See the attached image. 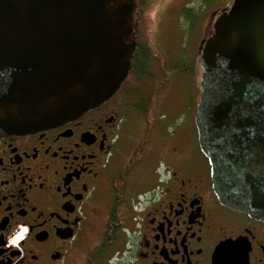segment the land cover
<instances>
[{
  "label": "flooded vegetation",
  "instance_id": "obj_1",
  "mask_svg": "<svg viewBox=\"0 0 264 264\" xmlns=\"http://www.w3.org/2000/svg\"><path fill=\"white\" fill-rule=\"evenodd\" d=\"M231 2L223 0L220 12ZM190 4H177L180 17L201 5ZM220 12L210 14L200 41ZM155 39L145 66L137 49L147 48L137 42L127 78L100 105L53 127L0 135V264H264V221L214 192L198 102L175 115L158 112L169 77L160 62V75L153 71L161 54ZM197 58L189 63L182 50L177 64L194 78L202 73ZM159 120L163 133L152 146ZM139 125L143 137L132 147ZM142 165L144 184L134 181ZM20 224L29 231L17 248L7 241ZM220 246L231 247L219 254Z\"/></svg>",
  "mask_w": 264,
  "mask_h": 264
},
{
  "label": "water",
  "instance_id": "obj_2",
  "mask_svg": "<svg viewBox=\"0 0 264 264\" xmlns=\"http://www.w3.org/2000/svg\"><path fill=\"white\" fill-rule=\"evenodd\" d=\"M138 23L137 0H0V135L109 99L132 67ZM211 27L198 55L200 149L220 202L264 221V0H232Z\"/></svg>",
  "mask_w": 264,
  "mask_h": 264
},
{
  "label": "rangeland",
  "instance_id": "obj_3",
  "mask_svg": "<svg viewBox=\"0 0 264 264\" xmlns=\"http://www.w3.org/2000/svg\"><path fill=\"white\" fill-rule=\"evenodd\" d=\"M181 1L182 0H151V3L148 6L153 19L156 21L155 44L157 49L161 52L160 58L158 59L159 61L154 59L153 71L156 72V75H160L161 72L158 70L161 64L164 70L168 69L169 77L168 83L165 85L166 87L159 96L158 112L164 110V112H167L169 115L177 114V110L181 105L190 104L191 106H194V104L198 102L196 100L198 95V84L195 83L196 81L194 82V78L197 79L200 75H196L193 78L188 73L172 70L176 67V64L179 63L178 57L182 50L185 53L186 61L189 63L195 61L199 53L198 47L200 43H202V41L211 33V31H209L203 40L200 41L203 36V29L206 25L208 17L212 13L217 14L220 12V8L223 7L221 4L223 0H212L211 2H209V0H191L193 4H190L191 7H195L201 3V5L195 7L196 9L193 10L196 23L194 24V29L192 30L191 21L188 22L184 16L180 17L179 10L176 8V6H178L177 4ZM182 31H185L186 33L184 38H181L183 33ZM201 71L202 70H199V72ZM190 115V122L192 123V113ZM160 121L161 120L158 121L157 129L152 135V146L157 144L163 133V123ZM135 123L136 122H133V127ZM139 127L141 129L135 128V130L139 132L134 133L136 138L134 140H130L132 141L131 144H135L137 139L143 137L142 133L144 131V126L142 125L141 127L139 125ZM134 144L131 146L133 147ZM146 155L149 160L151 156L150 151H148L145 156ZM143 167H145V165L140 166L139 170L134 174V181L138 183L141 182V184H144V175L143 173H140ZM90 243L91 241L88 243L89 246L91 245ZM97 264H108V262L106 258H101Z\"/></svg>",
  "mask_w": 264,
  "mask_h": 264
},
{
  "label": "trees",
  "instance_id": "obj_4",
  "mask_svg": "<svg viewBox=\"0 0 264 264\" xmlns=\"http://www.w3.org/2000/svg\"><path fill=\"white\" fill-rule=\"evenodd\" d=\"M150 4L149 0H137V12L139 14V24L136 29V37H137V42L139 43L138 45L142 44L147 48L146 51L137 49V53L139 54L138 59H139V64L140 66H145L147 63L148 56L150 55L148 53V50L154 51L153 48V36L155 34V28H156V21L153 19L151 12L148 9V6ZM185 19L187 21H191L192 24V30L194 29V24L195 22V16L193 10H187L184 11ZM147 55V57H145ZM155 56L159 59L160 54H155ZM137 57V56H136ZM134 57V62L135 58ZM138 64V65H139ZM174 71H179V72H185L190 74L191 70L190 68L182 65L179 66V64H176V67L174 68ZM133 71H131L132 73ZM130 75V74H129ZM167 79V78H166ZM163 80L164 84L166 83L167 80ZM156 94H153V100L155 101L156 99Z\"/></svg>",
  "mask_w": 264,
  "mask_h": 264
},
{
  "label": "clouds",
  "instance_id": "obj_5",
  "mask_svg": "<svg viewBox=\"0 0 264 264\" xmlns=\"http://www.w3.org/2000/svg\"><path fill=\"white\" fill-rule=\"evenodd\" d=\"M29 228L26 224H20L17 229L8 238V244L13 247H20V241L24 240L28 234Z\"/></svg>",
  "mask_w": 264,
  "mask_h": 264
}]
</instances>
